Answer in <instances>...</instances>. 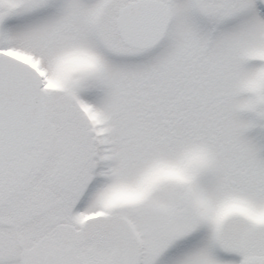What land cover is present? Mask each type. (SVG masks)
Instances as JSON below:
<instances>
[{
    "label": "snow or ice",
    "instance_id": "snow-or-ice-1",
    "mask_svg": "<svg viewBox=\"0 0 264 264\" xmlns=\"http://www.w3.org/2000/svg\"><path fill=\"white\" fill-rule=\"evenodd\" d=\"M0 264H264V0H0Z\"/></svg>",
    "mask_w": 264,
    "mask_h": 264
}]
</instances>
